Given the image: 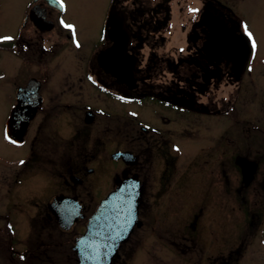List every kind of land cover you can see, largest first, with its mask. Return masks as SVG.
I'll return each mask as SVG.
<instances>
[{"label": "rangeland", "instance_id": "1", "mask_svg": "<svg viewBox=\"0 0 264 264\" xmlns=\"http://www.w3.org/2000/svg\"><path fill=\"white\" fill-rule=\"evenodd\" d=\"M108 1L65 0L67 11L63 17L75 25L81 48L74 51L68 41L58 37V33L49 34L52 40L59 42L54 45L56 53L59 54L47 60L45 69L48 70L49 83L41 88V93L46 94V107L52 105L50 102L53 101L57 108L50 110L48 120H43L41 114L34 118L30 129L34 133L42 122L41 135L49 139L46 146L48 153L51 152L53 160L63 159L65 169L58 172L56 164L49 163L41 167L36 162L26 179L21 176L24 180L17 183L16 187L10 177L21 166L22 160L18 159H26L29 141L23 147L10 145L4 138V123L12 109L15 86L22 84L29 74H40L39 71L44 67L21 62L20 58L9 51L0 50V238L6 242L0 248V264H17L20 254L27 255L26 259L32 257V262L40 260L47 264H76L75 250L72 248L73 238L83 232L85 218L94 211L100 197L125 176L123 164L115 163L110 152L117 149L136 152L140 148L141 140L129 142L116 137L121 126L127 127L125 121L132 122L137 131H140V125L138 121L133 122L131 116H125L114 109L110 96L90 87V82L84 77L79 57L82 54L83 59H88L100 42ZM221 1L234 13L242 27H246L251 33L252 43L255 42L250 61L253 70L246 72L242 81L225 83L208 98H199L210 107L209 114H195L192 119L187 120L189 125L179 119V125L184 128L179 129V132L173 128L171 132L177 138L170 137L171 140L178 141L180 148L176 152L178 157L174 158L180 175L176 177L177 186L172 188L173 191L165 189L171 167L167 164L170 163L164 162L160 152L155 154L158 169L163 176L160 184L157 183V189L159 187L161 196L165 197H161L165 201L159 210L163 220L160 225L161 246L148 236L145 244L156 247H145L135 254L133 249L124 247V244L113 264L118 255L124 258L125 264H264V191L260 193L258 184L251 181L248 194L245 196V192H242L244 199L238 198L240 193L236 187L239 173L233 165V155L237 150L247 149L252 155L256 153L253 150H264V0ZM26 3L27 0H0V37L16 31ZM171 46L174 45L168 44L167 48ZM59 102L73 105L64 108V104ZM121 105L115 104V108H120ZM84 106H89L93 113L94 110L102 109L110 115L97 112L96 119L88 123L84 120ZM137 107L135 112L146 120L144 122L163 127L152 112V108H160L158 104L154 107ZM107 127L109 130H106ZM185 128L189 133L184 132ZM180 132L183 136L178 137ZM41 144L42 142L39 146L35 145V149L38 147L41 151ZM166 146L170 151L167 159L169 161L173 150L170 144ZM56 153H61L62 156L58 157ZM77 153H80L86 167L93 168L90 175L84 177L74 170L76 161L79 160ZM220 162L225 166V186L215 177ZM42 169L44 170L41 173ZM261 169L259 168L257 180L264 175V162L261 163ZM250 170L249 181L253 179V171ZM1 175L5 179H1ZM71 175L86 179V184L76 186L71 191L68 190L69 186H61L59 177L71 183ZM67 191L81 199L79 201L86 216L80 220L78 218L70 231L62 232L48 206L52 200L48 199L53 195L67 194ZM253 192L258 193V196ZM158 194L155 200H159ZM256 198L262 200L254 206L263 214V222L259 226L253 225L251 215L253 199ZM173 200H179L174 211ZM202 203L204 209L198 214L195 230L191 231L187 222L191 219V213L197 212L198 207L203 206ZM10 228L11 237L8 232ZM41 231V234L49 233L50 236L38 235ZM180 232L184 235H180ZM144 233H148V227H135L132 236L137 238ZM173 238L176 243L171 245L175 249L168 245ZM53 240L61 241L63 246L54 245ZM124 243L129 245L128 241ZM8 245L17 251L12 252L13 258L9 255L11 252L9 253ZM28 250L31 254H25Z\"/></svg>", "mask_w": 264, "mask_h": 264}, {"label": "flooded vegetation", "instance_id": "2", "mask_svg": "<svg viewBox=\"0 0 264 264\" xmlns=\"http://www.w3.org/2000/svg\"><path fill=\"white\" fill-rule=\"evenodd\" d=\"M108 3L100 33V42L88 59H83L82 54H79V57H81L84 77L90 82V87L110 96L112 99L111 106L114 109L122 112L125 116H131L132 119H130L133 122L138 121L140 125V131H137L132 126V122L125 121L127 127L121 126L118 129L120 132L116 137L123 138L129 142L141 140L140 148L136 152L120 149L110 152V157L116 152H129L133 155L134 158L130 162L124 161L122 158L114 159V162L123 164L124 178L129 176L136 177L141 184L138 212L141 223L134 226L128 238L124 241H128L129 245L126 246L127 244L124 242L119 245L112 259L111 264H113L114 258L124 244V247H128L130 250L133 249L135 254L145 247L150 249H153L151 247H156L151 244H145L148 236V238H153L154 243L161 244L162 229L160 225L163 220L161 218L162 213L159 210L160 205L165 200H161L162 191L159 187L157 189V183L159 182L160 184L163 176L158 169V160L155 154L160 152L164 157V162L170 163V165L167 164L168 167H171L168 181L166 179L165 182V189L173 191L172 188L177 186L178 179L176 177L180 175L176 170V161L174 159L178 157L176 152H179L178 149L180 148L176 139H170L171 136L177 138L171 131L174 128L179 132V129L184 128V126L181 128L179 125L181 124L179 119L181 121L184 120L185 124L189 125L187 120L192 119L191 117L195 114L210 113V107L199 100V98L202 100L208 98L214 93V90L220 89L225 83L242 81L246 72L253 70L250 62L253 57V43L249 41L245 29L238 19L235 18L234 13L221 0H109ZM66 11L67 3L65 0H62V3L61 0H27L26 7L22 10L21 18H19L16 26V31L5 33V35L0 37V50L9 51L17 58H20L21 62L44 67L39 71L40 74H29L22 84L15 86L12 107L18 103L17 94L19 88L26 86L30 79H35L39 83L37 93L42 98V101L37 106L35 115L29 121L23 137V143L17 146L6 140L15 147H23L29 141L26 159H18L19 161L22 160L20 162L21 166L18 170L16 168L10 177L15 182V187L17 183H21V180L26 179L36 162L38 165L41 164V167L49 165V163L56 164L58 172H62L65 169L63 159L53 160L52 156H50L51 152L48 153L46 146L49 139L41 135L42 122L37 126L34 133H31L30 129L34 118L36 119L41 114L43 120H48L49 114H51L50 110L57 108H55L53 101L50 102L52 105H47L48 107H46V94L41 93V88L49 83L48 70L45 69L47 60L52 59L55 54V56L59 54L56 53V46H54L55 44L58 45L59 42L52 40L49 34L51 32L58 33V37L68 41L74 51L81 48L75 25L71 21H66L63 17ZM109 13L112 14L113 19L106 28L105 24ZM108 30H111L110 33L113 38L119 37L123 44L122 48L114 45L113 52L115 55L119 53L116 55L117 62L114 64L111 58L109 69L106 71L99 64L98 57L99 53L113 45L114 41L109 36ZM6 35L11 37V39H4ZM169 39H171V42H169ZM168 44L174 46L168 49ZM111 56L113 57V54ZM60 92L63 93V91ZM59 104H64V108H69L73 105L72 103L64 102H59ZM115 104L122 105L119 106L120 108H115ZM157 104L160 108H152V112L155 114L156 120L161 121L163 125L161 128L154 126L155 123L144 122L146 120H143L135 112L138 108L137 106L154 107ZM127 106H130V108ZM83 110L85 121L87 113L91 115V120L87 121L88 123H92L96 119L97 115L95 113L97 112L110 115V113L102 109L94 110L95 113H93L89 106H84ZM224 113H222V116ZM122 122L124 124L123 120ZM106 130H109V128L107 127ZM184 130V132L189 133L186 128ZM181 136L183 135L180 132L178 137ZM41 142L43 144H41V151L38 147L35 149V145L39 146ZM167 144H170L171 150H173V153L171 152L172 154L169 156V161L167 159L170 151L167 150ZM221 145L223 144L221 143ZM253 151L256 153L252 155L247 149L245 151L237 150L233 155V165L239 173L238 188L236 187V189L240 193L238 198L242 200L244 199V194L246 196L248 189L250 190L251 188V181L258 184L260 193L264 191V175H261V178L257 180V174L260 172L259 168L261 169V163L264 162V150ZM52 152L54 153V151ZM79 154L77 153V159L79 156V160L76 161V169L74 170L85 177L93 172V168L86 167ZM55 155L58 157L62 156L61 153H56ZM248 167L253 171V179H250V181ZM44 169L41 170V173ZM21 176H24V178L22 179ZM215 177L218 178V182L222 186H225L226 175L223 162H220ZM2 178L5 179L1 175ZM59 178L61 186L64 188L69 186L68 190L70 191L76 186L86 184V179L76 175L69 177L71 183L66 182L62 177ZM73 178H77L78 181L75 182ZM117 184L112 185L111 190L100 197L99 200H102L108 193L113 191ZM70 191H67V194L53 195L48 200H81L75 194H70ZM242 192L245 193L242 194ZM157 193H159V200H155L157 199ZM253 194L258 196L256 192H253ZM178 201L173 200L172 211L179 204ZM261 201L257 198L253 199V214L251 215L255 226H259L263 222V214L254 208ZM203 209L204 204L198 207L197 212L191 213V219L187 222L191 231L195 230L198 223V214ZM81 212L84 214L82 204ZM88 216L85 218L86 223ZM141 226L148 227V233L139 234L137 238H133L132 233L135 231V227L140 228ZM8 230L11 237L12 229ZM42 232L38 233V235ZM180 235L183 236L184 234L180 232ZM41 236H50V234H41ZM173 239L170 240L168 245L175 249L176 247L171 245L176 243L175 239ZM53 241L54 245L62 243L58 240ZM5 243V239L0 238V248H3ZM61 245L63 246V244ZM37 246L41 247L39 244ZM8 249L10 250L9 253L11 252L9 254L10 257L13 258L12 252L16 253L17 251L9 245ZM25 254H31L30 250ZM26 256L20 254L17 264H36L37 260L32 262L33 258L27 257L26 259ZM121 259L122 257L118 255L114 264H125L124 258ZM37 262L38 264H47L45 261L39 260Z\"/></svg>", "mask_w": 264, "mask_h": 264}, {"label": "water", "instance_id": "3", "mask_svg": "<svg viewBox=\"0 0 264 264\" xmlns=\"http://www.w3.org/2000/svg\"><path fill=\"white\" fill-rule=\"evenodd\" d=\"M111 15L109 13L107 16L106 28L113 19ZM111 30H108V34L114 41L113 45L99 53L98 57L99 64L106 71L109 69L111 58L114 64L117 62L116 55L119 53L115 55L113 52L114 45L122 48L123 44L119 37H112ZM34 82H36L35 79H30L26 86L19 88L18 103L11 109L5 123L6 139L17 145L23 143L29 121L35 115L37 106L42 101L41 96L37 93L39 83ZM90 120L91 115L87 113L86 121ZM112 157L113 159L122 158L127 162L134 158L129 152H116ZM73 180L78 181L77 178H73ZM140 196V181L136 177H127L100 201L95 211L89 216L84 233L74 240L73 249L76 251L78 259L76 264L112 263L119 245L128 238L135 224L141 223L138 220ZM49 206L59 227L63 230H68L78 218H84L81 205L77 200H52Z\"/></svg>", "mask_w": 264, "mask_h": 264}, {"label": "snow or ice", "instance_id": "4", "mask_svg": "<svg viewBox=\"0 0 264 264\" xmlns=\"http://www.w3.org/2000/svg\"><path fill=\"white\" fill-rule=\"evenodd\" d=\"M61 3H62V0H61ZM67 27H71V26H67ZM245 31L247 32V28L246 27H245ZM248 35L251 36V33H248ZM4 39H11V37H5ZM253 47H255V42L254 41H253Z\"/></svg>", "mask_w": 264, "mask_h": 264}, {"label": "trees", "instance_id": "5", "mask_svg": "<svg viewBox=\"0 0 264 264\" xmlns=\"http://www.w3.org/2000/svg\"><path fill=\"white\" fill-rule=\"evenodd\" d=\"M44 245H45V244H44ZM49 245H51V243H50Z\"/></svg>", "mask_w": 264, "mask_h": 264}]
</instances>
